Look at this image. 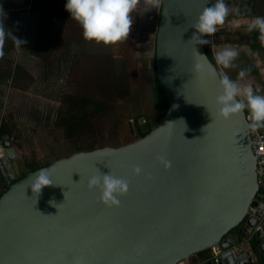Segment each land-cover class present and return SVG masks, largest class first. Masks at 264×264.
I'll return each mask as SVG.
<instances>
[{
  "label": "water",
  "instance_id": "water-1",
  "mask_svg": "<svg viewBox=\"0 0 264 264\" xmlns=\"http://www.w3.org/2000/svg\"><path fill=\"white\" fill-rule=\"evenodd\" d=\"M208 2L159 0L156 6L155 73L167 109L154 127L143 116L135 121L143 135L50 161L41 168L49 169L52 184L36 196L28 186L41 168L21 173L8 138L0 140L7 182L0 193V264H184L210 250L219 264H256L237 247L244 237L238 226L252 228L264 210L254 200L264 188L257 183L248 114L216 117V79L192 72L196 50L206 53L189 40V25ZM136 165L139 175L131 171ZM97 170L128 181L119 206L101 204L99 193L86 187Z\"/></svg>",
  "mask_w": 264,
  "mask_h": 264
},
{
  "label": "rangeland",
  "instance_id": "rangeland-1",
  "mask_svg": "<svg viewBox=\"0 0 264 264\" xmlns=\"http://www.w3.org/2000/svg\"><path fill=\"white\" fill-rule=\"evenodd\" d=\"M253 2L255 11L262 14L264 0ZM155 9L156 7L151 11L154 21L149 22L146 17L145 21L143 20L142 8L138 6L131 13L134 19L128 37L113 45L115 60L121 62L123 70L127 73V87L130 93L125 99L113 102L111 113L105 116V121H98L100 126L96 128V133L99 134L97 136L92 127V130L79 132L68 139L63 130L54 125V118L64 95L97 96L102 84H110L111 62L108 53L100 59L78 56L71 63L59 60V65L53 61L52 67L45 68L38 60L27 55L32 36L29 38L25 34L27 39L24 38L13 51L0 55V71L11 70L13 73V68L18 65L26 72L15 75V80H8L0 86V124L7 125L12 132L9 142L15 150V159L21 173L25 172L26 161L44 165L56 158L67 157L72 154L74 147L86 149L100 135L107 146H120L131 142L136 139L133 135V121L141 116L148 120L151 127L155 126L157 113L151 88L155 65ZM21 18L22 25H26L28 14H22ZM72 26L77 27L78 24L74 21ZM75 31L76 29H67L65 35L59 37L54 49L56 57L62 52L60 43L63 38H75ZM44 75H47V78ZM108 127L111 128L110 131ZM109 132L113 133L115 139L110 140ZM0 172L1 193L7 182L1 168ZM204 255L206 256L203 254L201 257H205Z\"/></svg>",
  "mask_w": 264,
  "mask_h": 264
},
{
  "label": "clouds",
  "instance_id": "clouds-1",
  "mask_svg": "<svg viewBox=\"0 0 264 264\" xmlns=\"http://www.w3.org/2000/svg\"><path fill=\"white\" fill-rule=\"evenodd\" d=\"M157 3L158 0H64V9L80 27L81 36L85 41L109 46L128 37L134 19L131 13L138 6L142 8V12H146L155 8ZM232 11L236 10L232 9ZM229 13L230 7L226 0H209L195 20L190 23L189 26L194 31L189 40L193 42V45L209 44V38L224 25ZM233 26L239 27V23ZM245 27L248 32H256L257 39L264 46V16L250 17ZM16 42L22 43L20 40ZM196 55L198 59L192 65L193 74L209 79L215 78L219 87V94L214 101L215 116L228 119L247 109L249 118L247 126L252 129L264 127V95L238 82L246 77L247 69L241 68L236 80L231 79L223 71L217 70V66L220 68L235 66L233 61L238 55L236 49L225 46L217 50L213 55L214 64L211 62L205 64L203 61L207 60V56L197 50ZM156 160L163 168L170 167V161L163 155H158ZM131 171L133 175H139L141 168L136 165ZM49 184H52L49 169L41 168L31 176L28 187L36 196L42 187ZM86 187L90 190L95 189L99 193L98 198L101 204L116 207L120 204L119 198L128 190V181L110 172L101 173L97 170L96 174L87 177Z\"/></svg>",
  "mask_w": 264,
  "mask_h": 264
},
{
  "label": "trees",
  "instance_id": "trees-1",
  "mask_svg": "<svg viewBox=\"0 0 264 264\" xmlns=\"http://www.w3.org/2000/svg\"><path fill=\"white\" fill-rule=\"evenodd\" d=\"M159 5L158 2L157 6ZM24 13L28 14V21L23 26L21 15ZM148 21L153 22L154 20L149 17ZM73 22L74 20L64 9V0H0V55H7L13 51L17 45L16 40L23 41L24 38L27 39L25 34L29 38L32 36L27 55L38 60L45 68L52 67L54 63L59 65V60L71 63L78 56L100 59L108 53L107 56L111 62V82L109 85L102 84L98 89L97 96L75 97L64 95L61 98V106L55 113L54 125L62 129L68 139L79 132L92 130V127L94 134L99 135L96 133L100 126L98 121H105V116L111 113L113 102L125 99L130 93L127 87V73L123 70L124 67L121 62L116 61L112 53L114 44L102 46L85 41L81 36L80 27H73ZM67 29H76L74 32L76 37L67 40L63 38L60 43V51L62 52L56 57L54 49L58 44L59 37L65 35ZM203 48L207 57L213 62L210 44L203 45ZM53 61L55 62L53 63ZM21 73L26 72L18 65L13 68V73L11 70L0 71V86L6 84L8 80H15V75ZM44 76L47 78V75ZM151 83L152 98L157 118H159L165 113L167 105L157 82L155 65ZM110 129L108 127V131ZM109 134L110 140H112L111 138L115 139V136H112L113 133L109 132ZM2 137H6L8 140L12 137L11 130L4 123L0 124V140ZM105 142L100 135L88 148L74 147L72 153L102 148L107 146ZM47 164L39 165L35 162L26 161L24 165L25 172L34 171ZM0 179H2L1 172Z\"/></svg>",
  "mask_w": 264,
  "mask_h": 264
},
{
  "label": "crops",
  "instance_id": "crops-1",
  "mask_svg": "<svg viewBox=\"0 0 264 264\" xmlns=\"http://www.w3.org/2000/svg\"><path fill=\"white\" fill-rule=\"evenodd\" d=\"M226 2L230 7L229 16L226 17L224 25L220 26L218 31L209 38L212 59L214 53L220 48L234 47L238 52L233 61L235 66L224 70L217 66L218 71H223L231 79L236 80L238 71L241 68L247 69L246 77L238 82L250 87L253 85L255 90L261 88L257 93L264 95V55H261L263 54L261 48L264 46L257 39V33L248 32L245 27L250 17L264 16V12L260 14L255 11L252 0H226ZM232 9L236 11L233 12ZM237 22L239 27H234L233 25Z\"/></svg>",
  "mask_w": 264,
  "mask_h": 264
},
{
  "label": "flooded vegetation",
  "instance_id": "flooded-vegetation-1",
  "mask_svg": "<svg viewBox=\"0 0 264 264\" xmlns=\"http://www.w3.org/2000/svg\"><path fill=\"white\" fill-rule=\"evenodd\" d=\"M151 11H154V10L151 9L149 11H146V12L142 13V18H143L144 21H145L146 18H147L146 20H148V18L153 15V12H151ZM261 49H262L261 51H264L263 47ZM261 55H263V54H261ZM245 110L247 111V109H245ZM135 121H133V129H134L133 135L136 138H138L139 136H141L143 134H140V135L137 134ZM147 123H148L149 127L151 128V125L149 124L148 120H147ZM141 128H142V126L138 125V129L141 130ZM2 138H6V137H2ZM247 217H250V216L248 215ZM257 219L255 218V223H254L252 228H248L246 222H242L238 226L237 230H244L243 231L244 237L238 242L237 247H240V249H242L245 252L246 257H247L246 259L254 257L256 264H264V232H263L264 222L261 223V225H260L261 228L260 229L255 230L254 228H255V226H256V224L258 222ZM258 232L262 233V237L259 240L257 239V233ZM247 244H249L250 246H249V248L247 250H244V248L247 246ZM203 254H206V256L204 255L205 257L202 258L201 255H203ZM217 254L218 253L215 252L214 250L206 251V252H204L202 254H199L197 256L191 257V259L189 258L188 261H185L184 263H187V264H206V263H208L210 261H213L215 264H219L218 260L216 258Z\"/></svg>",
  "mask_w": 264,
  "mask_h": 264
},
{
  "label": "built area",
  "instance_id": "built-area-1",
  "mask_svg": "<svg viewBox=\"0 0 264 264\" xmlns=\"http://www.w3.org/2000/svg\"><path fill=\"white\" fill-rule=\"evenodd\" d=\"M259 127L256 129L250 128V137H251V149L253 155L256 158V175L258 186L264 188V129L261 130ZM255 202L258 205L264 206V189L258 191L254 198ZM258 222L255 226V230L260 229L261 223L264 222V210L261 211L260 217H258Z\"/></svg>",
  "mask_w": 264,
  "mask_h": 264
}]
</instances>
